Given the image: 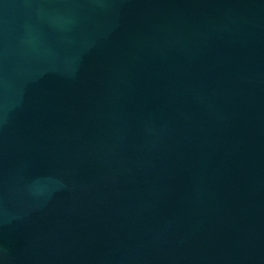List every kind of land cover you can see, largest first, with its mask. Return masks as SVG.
Listing matches in <instances>:
<instances>
[{
	"label": "water",
	"instance_id": "water-1",
	"mask_svg": "<svg viewBox=\"0 0 264 264\" xmlns=\"http://www.w3.org/2000/svg\"><path fill=\"white\" fill-rule=\"evenodd\" d=\"M0 264H264V0H0Z\"/></svg>",
	"mask_w": 264,
	"mask_h": 264
}]
</instances>
